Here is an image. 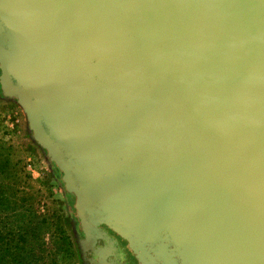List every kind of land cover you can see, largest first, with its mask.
Listing matches in <instances>:
<instances>
[{
  "label": "water",
  "instance_id": "95a60500",
  "mask_svg": "<svg viewBox=\"0 0 264 264\" xmlns=\"http://www.w3.org/2000/svg\"><path fill=\"white\" fill-rule=\"evenodd\" d=\"M12 14L32 25L18 61L7 55L0 32V83L14 76L11 94L44 140L42 119L52 117L46 113L79 106L71 99L95 72L108 77V92L82 112L76 122L90 127L75 135L93 132L101 150L96 132L108 134L127 117L129 124L143 122L139 149H130L123 165L135 179L139 151L150 147L142 175L160 182L163 204L149 191L137 199L133 236L144 243L133 251L146 255L156 245L152 253L164 256L170 232L153 243L159 229L143 231L164 207L191 225L202 242L197 248L221 264H264V0H18ZM80 56L98 63L77 65ZM111 97L129 102L124 114L113 113ZM108 220L99 219L113 224Z\"/></svg>",
  "mask_w": 264,
  "mask_h": 264
},
{
  "label": "flooded vegetation",
  "instance_id": "af4514ba",
  "mask_svg": "<svg viewBox=\"0 0 264 264\" xmlns=\"http://www.w3.org/2000/svg\"><path fill=\"white\" fill-rule=\"evenodd\" d=\"M17 1L0 0V32L5 40L3 47L7 55L11 56V59L13 58V61H18V58L26 56V53L22 54L25 42H22L21 39L24 31L32 25L31 20L20 19L12 14ZM2 3L3 5H1ZM2 7H7V10L5 11ZM86 58L80 56L76 59L77 65H86L89 69L92 68L91 66L94 65L95 67L97 65V60ZM12 65L13 72H17L20 68L18 64L13 62ZM13 77L11 83L2 85L8 92H11L12 86L16 82ZM107 81H109L107 76L93 73L92 79L86 82L84 90H81L84 85H80L78 87L79 91L77 90L76 94L72 95L71 100L79 103V106L72 108L71 111L61 113H57L55 108L49 107L50 111L46 114L52 117L42 119L45 142L61 158L66 172L63 175L72 190L71 194L75 204L79 208L81 216L80 229L83 237L87 239L86 259L88 264H152L150 259L154 261V264H221L213 253L209 254L203 250L201 252L197 248V246L201 248L202 242L199 244V239L196 240L192 237V226L170 218V214L168 215L164 207H160L162 208L160 210L156 207L157 212L153 214L155 217L151 222L143 225L144 232H148L152 224L159 229V232L153 234V243L156 241L160 243V240L157 239L158 233L170 232L171 238L168 236V239L165 240L166 253L161 257L162 259L152 253L156 251H151L157 248L156 245L147 246L148 254L146 255L141 251H133L134 247L135 249L139 247L134 244L142 245L144 243L143 240H136L133 236L136 230L133 224H136L137 221V218L133 217L135 208L138 206L136 204L137 199L149 191L152 192V195H155V200L160 206L163 204L160 201L162 195L158 186L160 182L147 181V176L142 175L145 166H147L148 155L150 156V147L143 145V149H140L142 162L138 164V168L142 172L138 173L136 178L131 180L132 182L129 180L130 175L127 167L123 165L124 158L130 149H139L135 146L136 131L138 128L141 129L143 122L129 124L127 117V120L124 118L123 122L118 121L114 129L110 130L108 134L104 133L103 129L96 132L103 143L101 150L98 149L101 145L98 144L97 138L93 136V132L87 134L85 138L75 135L78 130L90 127L88 120L84 125L80 123V126L76 121L82 112L94 104L93 100L102 99L103 94H107ZM83 84H85V81ZM115 98H110L111 101L115 100L113 106L118 107L111 108L114 109L113 113L118 110L121 114H124L128 109L129 102L122 101L120 103L119 99L116 100ZM81 108L82 111L78 112V109ZM42 111L46 112L45 109ZM64 113L65 115H63ZM108 121L112 122L110 118H108ZM122 125H130L126 130V134L119 131ZM89 129L83 131H92V129ZM129 141L133 144H131L132 147L129 145ZM91 149L94 153L89 157L84 150L89 152ZM136 167L137 164L133 168L136 169ZM154 191H156V194ZM109 192L112 193V196ZM127 208L131 209L130 212ZM101 217L109 218L108 221H112L113 224L115 218L117 223L115 225L102 224L99 221ZM143 237H146L145 233H143Z\"/></svg>",
  "mask_w": 264,
  "mask_h": 264
},
{
  "label": "rangeland",
  "instance_id": "374dc122",
  "mask_svg": "<svg viewBox=\"0 0 264 264\" xmlns=\"http://www.w3.org/2000/svg\"><path fill=\"white\" fill-rule=\"evenodd\" d=\"M2 73L0 56V77ZM0 154L10 159L19 178L16 185L37 196L40 212L59 217L70 238L74 264H88L86 239L81 232V216L72 190L49 145L40 136L30 112L0 83ZM20 183V184H19ZM68 262L67 259L64 260Z\"/></svg>",
  "mask_w": 264,
  "mask_h": 264
},
{
  "label": "trees",
  "instance_id": "16d2710c",
  "mask_svg": "<svg viewBox=\"0 0 264 264\" xmlns=\"http://www.w3.org/2000/svg\"><path fill=\"white\" fill-rule=\"evenodd\" d=\"M18 164L0 154V264H74L59 217L40 212L37 196L16 185Z\"/></svg>",
  "mask_w": 264,
  "mask_h": 264
}]
</instances>
